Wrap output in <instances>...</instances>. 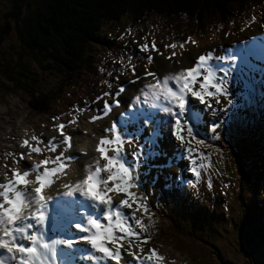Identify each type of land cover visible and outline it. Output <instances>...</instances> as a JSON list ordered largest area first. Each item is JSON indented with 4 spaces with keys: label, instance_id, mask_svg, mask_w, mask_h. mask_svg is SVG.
Returning a JSON list of instances; mask_svg holds the SVG:
<instances>
[{
    "label": "rangeland",
    "instance_id": "obj_1",
    "mask_svg": "<svg viewBox=\"0 0 264 264\" xmlns=\"http://www.w3.org/2000/svg\"><path fill=\"white\" fill-rule=\"evenodd\" d=\"M28 1L25 0L19 9L21 12L19 20L28 13ZM13 6L14 0H0V27L5 24V15L13 10ZM253 16L249 18L251 20L249 22L242 19V22L236 24L228 23L225 24L226 26L219 25L206 30L201 29L200 33H197L196 29L199 27L192 26L196 21L191 23L185 18L178 19L177 22L175 20L177 26L173 22L159 19L158 16L147 18L141 25L124 20L116 24H108L104 28L102 41L96 42L89 52L96 64L92 63L94 67L91 66L90 71L97 77L89 76L90 72L87 70L83 75L85 78L70 81L69 91L64 93L63 99L56 100L61 94L57 92L53 94V104L48 113L44 115L31 109L26 93L14 91L0 76V183L11 177L9 169L18 168L23 171L31 164L45 157H53L61 151L59 146L55 152H49L45 148V144L52 137L57 138L53 143H59V134L52 127L53 124L75 119L76 123L67 124L64 129L75 141L84 135L85 130L86 134L95 129V126L104 130L111 126L113 120L118 121L120 117L113 101L117 99L120 101L121 111L127 109L129 104H135L134 98L141 94L147 84L153 82V77L144 75L145 69L154 72L157 76H163L179 69L193 67L196 58L201 54L206 56L211 54V63L215 66L230 68L231 62H226L224 58L240 53L244 46L254 44L255 50L261 47L263 52L258 55L259 53L256 54L255 51L257 57L252 56L254 62L247 60L242 62L238 59L235 62L237 68L227 78L229 91L234 99V107L228 113L232 127L230 137L228 139L222 137L220 141L212 138L207 124L215 118L211 112L205 110L206 126L201 127L200 134L205 138L207 146L198 147V151L204 153V158L197 156L193 163L188 158L177 157L173 160L174 153L165 135L159 143L161 150L167 155L155 157L143 164L139 168L141 186L132 189H136L138 196L145 198L140 202L147 203V211L137 210L135 205L131 209H126L128 213L134 212L136 218L142 219L147 225L141 234L151 237L149 241L141 242L143 253L133 247L132 250L138 255L146 254L149 249L155 248L165 257L163 264H256L254 256L244 245L237 230V224L242 220L239 196L245 194V199L250 200L254 197V181L257 175L254 168L264 166V139L252 134L259 125L255 118L262 110L260 98L264 94L260 88V85L264 84V66L260 69L264 64L261 62L264 61V6L256 10ZM18 19L7 18L11 30L6 34L2 44L3 56H9V52L12 54L11 48L13 47L20 50L18 34L13 28L20 24ZM127 29L131 30L130 33L126 32ZM167 30L173 34L177 31L179 39L176 41L174 37L165 39L167 34L164 35V39H161L156 33L167 32ZM182 30L186 38L178 36V32ZM188 37H191L195 43L188 42L181 49L179 44ZM153 41L159 54L151 49L147 52L140 51L139 45L145 43L151 45ZM173 42L178 45L175 49L165 48V45ZM113 44L120 48L124 56H131V63L136 69L135 76L127 67L117 75L111 72L114 66L119 65L113 63L119 58L114 55L119 49L112 52V49L108 48ZM172 51H175L177 55L171 60L166 59L165 57H168ZM133 56L137 58L134 59ZM147 56L153 57L151 63L146 59ZM103 73H112L115 76L114 79L117 80L115 87L118 88L114 87L110 92L111 85ZM233 74H235L234 77ZM136 76L140 79H136ZM45 81V90H49L55 82L54 79ZM121 86L124 91L118 96L115 95ZM94 88H99L101 91L106 88V93L110 95H104L101 101H96L100 104H94V110H91L88 109L91 105L87 103L84 92L91 93ZM221 99L223 101V98ZM105 102L111 105L115 118L112 120L108 112L101 119L89 122V117L103 114ZM53 117H59V119L53 120ZM145 134H147L146 131ZM33 135L43 141L39 146L45 148V151L41 154L31 153L29 155L28 148L22 146V141L26 138L30 143L35 144L36 142L30 139ZM63 150L64 153L68 151L67 148ZM15 151L25 153L23 159H20ZM14 159L25 165L13 163ZM128 163H132L131 156L128 158ZM47 166L53 167L54 165ZM155 166H160L165 172L172 174L171 176L177 179L179 187L185 186L175 202L168 197L160 198L158 189L160 183H163L161 169L158 170ZM193 167L200 171L199 177L189 170ZM159 177H161V182L158 181ZM29 179L32 177L30 176ZM260 185L262 186L261 195L258 196L257 201L261 200L264 203V175L260 176ZM122 198V193H115L112 197L116 203ZM83 245L85 252H81L80 256L87 259V251L90 247L84 243ZM260 252L264 259V247ZM125 256L132 259L126 254ZM4 258L8 264L7 257L4 256ZM92 261L94 262L93 259Z\"/></svg>",
    "mask_w": 264,
    "mask_h": 264
},
{
    "label": "snow or ice",
    "instance_id": "obj_2",
    "mask_svg": "<svg viewBox=\"0 0 264 264\" xmlns=\"http://www.w3.org/2000/svg\"><path fill=\"white\" fill-rule=\"evenodd\" d=\"M188 42L195 43L188 37L179 47L183 49ZM177 46L173 42L165 45V48L175 49ZM139 49L142 52L149 49L158 52L154 41L151 45H139ZM176 55L172 51L165 58L171 60ZM146 59L151 63L153 57L147 56ZM238 59L246 61L245 54L241 52L225 57L226 62H231V67L224 68L211 63V54H201L193 67L163 76L145 69L144 75L153 77V82L147 84L141 94L134 98L135 104H129L119 114L118 121L113 120L111 126L104 129L105 133L111 135L99 138L95 147L99 158H93L92 164L83 166L82 178L74 184L64 185L67 189L65 196L75 197L78 194L87 204L53 203L52 196L42 194V189L54 182L53 177L57 173L67 176L69 162L76 158L65 156L63 150L72 147V137L64 129L67 124L76 123V120L53 124L60 140L57 144L53 143L56 137L50 138L45 148L55 152L59 146L61 151L54 157H45L31 164L23 171L9 169L11 177L0 183V250L6 253L10 264H78V253L85 251L79 247L81 242L90 246L88 257L93 260L97 258L94 254L99 253L102 258L119 264L126 254L132 258L129 264H163L165 257L155 248L143 255L132 250L135 247L143 253L141 242H147L151 237L141 234L147 227L142 219L136 218L134 212L124 213L122 209H131L135 205L137 210L147 211V203L140 202L145 198L131 189L141 186L139 168L143 164L155 157L167 155L159 143L165 135L174 153L172 159L188 158L193 163L197 156L204 158V153L198 151V147L207 146L200 134L201 127L206 126L205 110L215 118L207 124L212 138L220 141L222 137H230L232 127L228 113L234 107V99L227 78L237 68L235 62ZM124 60L122 55L113 63L119 64L120 71L127 67L135 76L136 69L131 63V56L127 57V65ZM136 79L140 77L136 76ZM123 91L121 86L115 95ZM113 102L119 107L118 99ZM110 110L111 105L105 102L103 114L89 117V122L101 119ZM52 119L57 120L59 117ZM220 129L223 131H218ZM30 139L36 143H30L27 138L22 141L29 155L45 151L39 146L43 143L39 137L33 135ZM18 155L23 159L25 153ZM129 156L132 158L131 164L128 163ZM13 163L18 161L14 159ZM49 164L54 166L48 167ZM189 170L197 177L201 174L196 167ZM30 176L32 179H29ZM30 184L35 187L27 188ZM108 193H122L123 198L114 204ZM101 214L107 224H102ZM72 229L76 231L72 232ZM84 258L82 255L79 257L81 260ZM0 264H5L4 257H0Z\"/></svg>",
    "mask_w": 264,
    "mask_h": 264
},
{
    "label": "trees",
    "instance_id": "obj_3",
    "mask_svg": "<svg viewBox=\"0 0 264 264\" xmlns=\"http://www.w3.org/2000/svg\"><path fill=\"white\" fill-rule=\"evenodd\" d=\"M24 1L14 0L13 10L5 15L6 22L0 27V76L14 91L26 93L31 109L42 115L48 113L55 92L61 94L56 100L64 98L69 91L70 81L85 78L83 75L87 70L90 72L89 76L97 77L90 71L91 66L94 67L96 64L89 52L96 42L102 41L104 28L108 24L124 20L141 25L147 18L158 16L159 19L173 22L177 26L178 19L185 18L191 23L196 21L192 26L199 27L196 29L197 33H200L201 29L206 30L228 23L236 24L244 19L248 21L254 17L256 10L264 6V0H29L28 13L19 20L21 14L19 9ZM7 18L20 21V24L13 28L18 34L21 46L20 50L11 48L12 54L9 52V56H3L2 44L6 34L11 30ZM183 31L178 32L180 38H186ZM167 32L156 33L161 39H164L166 34L165 39L166 37H174L175 41L179 39L177 31L175 34L168 30ZM189 32L192 33L190 30ZM108 48L112 49V52L119 49L114 54L116 57L124 56L118 46L113 44ZM124 57V63L127 64V57ZM117 68L119 65L114 66L111 72L119 74L121 71ZM112 73H103L111 85L110 92L117 82ZM48 79H54L55 82L49 90H45V80ZM261 88L264 86L261 85ZM261 91L264 92V89ZM104 93L106 88L102 91L94 88L91 93L84 92L90 108L93 109L94 104H100L98 102L103 99ZM260 101L262 110L255 118L259 125L252 134L264 139V94ZM255 170L257 175L254 181V197L251 200L245 199L243 194L238 199L241 204L242 220L237 224V230L244 245L254 256L255 263L264 264L260 252L264 247V203L261 200L257 201L261 195L260 176L264 175V166L256 167ZM167 182L165 178L163 180L165 185L161 183V187L168 189L167 192L171 193V199L175 202L185 186L179 187L176 180L169 185ZM167 192L164 191L165 194Z\"/></svg>",
    "mask_w": 264,
    "mask_h": 264
},
{
    "label": "bare ground",
    "instance_id": "obj_4",
    "mask_svg": "<svg viewBox=\"0 0 264 264\" xmlns=\"http://www.w3.org/2000/svg\"><path fill=\"white\" fill-rule=\"evenodd\" d=\"M255 51H256V54L259 53L258 55H260L263 52V49L261 47H258L255 50L254 44L247 45V46H244L242 48V52L245 54L246 60H248L250 58L252 59V56L255 57L256 56ZM115 110L118 111V114H120V112H124L126 109L124 111L123 110L121 111V107H116ZM109 112L111 115V119L113 120L115 118V112H113L112 109ZM94 128L95 129H93L90 133L82 135L81 138H78L75 141L72 139V147L67 148L68 151L65 152V156L72 155V156H75L76 158L69 162L70 167L66 169L67 176H65L61 173H57V175L55 177H53L54 182L50 186H46L44 189H42V194L45 196H52L53 202H56V203L67 202V203H72L74 205H78L82 201H84L86 204L88 203L87 201L84 200L83 197H80L78 194L75 197L65 196L64 193L67 191V189L64 187V185L65 184H74L75 181H77L78 179H81L83 174H84L83 166L92 164L93 158H97V159L99 158V154L95 152L96 143L101 136L111 135V134L105 133L103 129L100 130V128H97L96 126ZM15 152H17V154L22 153L20 151H15ZM21 164L25 165V163H23V162L18 163V165H21ZM178 170H180V169H178ZM171 182H172V178H170L168 183L170 184ZM109 184H111V182H109ZM33 187H35L34 184L27 185V188H29V189H31ZM135 190L131 189V191H133V192H136ZM166 190H168V189H166ZM179 190H177V191H179ZM113 194H115V193H108V195H111L112 197H113ZM113 203L118 204L114 200H113ZM122 211L124 213H128L126 208L122 209ZM101 222H102V224H107V221L103 220V218L101 219ZM72 232H75V231L72 230ZM61 234H64V233H61ZM117 234H119V233H117ZM49 235L52 236L51 233H49ZM79 247L81 249H83L84 248L83 243L79 244ZM85 247H87V246H85ZM88 247H90V246H88ZM88 249L89 250L87 251V253L89 251H91V248H88ZM83 252H85V251H83ZM3 255H5V254H3ZM94 255L97 258L93 262L92 259L88 257V254H87V259L86 258H84L82 260L79 259L78 257L80 256V253H78V255H77L78 264H115V262H113V261L106 260V259L102 258L101 254H99V253H95ZM129 261H131L130 258H128L124 255L123 258L120 260L119 264H129ZM5 264H7V261H5Z\"/></svg>",
    "mask_w": 264,
    "mask_h": 264
}]
</instances>
